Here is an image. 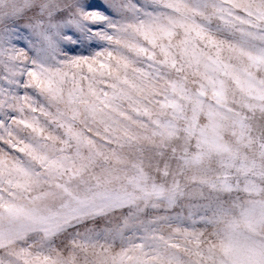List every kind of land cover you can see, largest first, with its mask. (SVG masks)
Instances as JSON below:
<instances>
[{
	"label": "snow or ice",
	"instance_id": "obj_1",
	"mask_svg": "<svg viewBox=\"0 0 264 264\" xmlns=\"http://www.w3.org/2000/svg\"><path fill=\"white\" fill-rule=\"evenodd\" d=\"M107 2L0 0V264H264V0Z\"/></svg>",
	"mask_w": 264,
	"mask_h": 264
},
{
	"label": "rangeland",
	"instance_id": "obj_2",
	"mask_svg": "<svg viewBox=\"0 0 264 264\" xmlns=\"http://www.w3.org/2000/svg\"><path fill=\"white\" fill-rule=\"evenodd\" d=\"M96 3L98 4H102L104 7L102 9H97L96 11H100L102 12V14L106 15V16H111V17H115L117 15V11L109 5V3L107 2V0H95ZM106 9V11H105ZM62 24L67 23L69 26L73 25L72 21L69 20H65V21H61ZM87 43L90 45V47L87 48V50L81 52V53H75V52H69V55H89L91 52H93L94 50H97L99 48L104 47V44L102 41L99 40H95V39H89L87 41Z\"/></svg>",
	"mask_w": 264,
	"mask_h": 264
},
{
	"label": "clouds",
	"instance_id": "obj_3",
	"mask_svg": "<svg viewBox=\"0 0 264 264\" xmlns=\"http://www.w3.org/2000/svg\"><path fill=\"white\" fill-rule=\"evenodd\" d=\"M257 243H259V241Z\"/></svg>",
	"mask_w": 264,
	"mask_h": 264
}]
</instances>
